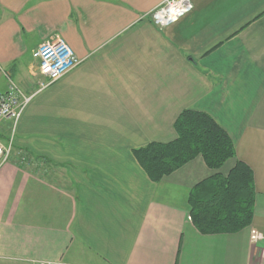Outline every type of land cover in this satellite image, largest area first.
<instances>
[{"label": "crops", "instance_id": "0c3cea01", "mask_svg": "<svg viewBox=\"0 0 264 264\" xmlns=\"http://www.w3.org/2000/svg\"><path fill=\"white\" fill-rule=\"evenodd\" d=\"M161 1L0 0V92L5 72L32 93L0 166V264H264V0H191L160 28L147 12ZM56 37L81 62L40 88L31 52ZM186 108L235 157L216 171L197 155L153 182L132 149L173 140ZM236 160L253 174L251 223L201 233L188 194Z\"/></svg>", "mask_w": 264, "mask_h": 264}, {"label": "trees", "instance_id": "16d2710c", "mask_svg": "<svg viewBox=\"0 0 264 264\" xmlns=\"http://www.w3.org/2000/svg\"><path fill=\"white\" fill-rule=\"evenodd\" d=\"M173 127L176 133L173 140L152 141L132 149L133 157L153 182L197 155L216 171L235 157L232 139L206 112L183 109ZM254 196L252 171L236 160L226 174L215 172L193 186L187 198L188 214L201 233H233L250 225Z\"/></svg>", "mask_w": 264, "mask_h": 264}, {"label": "built area", "instance_id": "2783aa9c", "mask_svg": "<svg viewBox=\"0 0 264 264\" xmlns=\"http://www.w3.org/2000/svg\"><path fill=\"white\" fill-rule=\"evenodd\" d=\"M193 5L191 0H162L152 10L147 12L148 17L157 27H164L176 22L187 14ZM36 60L39 73L47 78L46 82H40L43 88L50 82L58 79L68 71L75 68L81 59L77 57L69 45L60 37L38 44L31 52ZM8 80L7 87L0 92V135L3 128H8L9 133L3 139L0 137V166L8 161L13 154V136L17 122L30 100L31 94H26L22 88L14 82L8 73L4 72ZM19 163H27V155L23 151L15 153ZM253 238H260V234H254ZM37 264H50L47 261H39Z\"/></svg>", "mask_w": 264, "mask_h": 264}, {"label": "rangeland", "instance_id": "374dc122", "mask_svg": "<svg viewBox=\"0 0 264 264\" xmlns=\"http://www.w3.org/2000/svg\"><path fill=\"white\" fill-rule=\"evenodd\" d=\"M2 68V70H5L6 68L5 67H1Z\"/></svg>", "mask_w": 264, "mask_h": 264}]
</instances>
